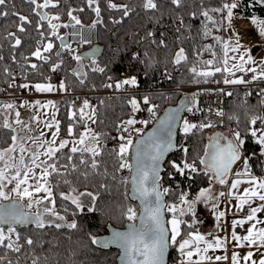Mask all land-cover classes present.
<instances>
[{
  "label": "trees",
  "instance_id": "obj_1",
  "mask_svg": "<svg viewBox=\"0 0 264 264\" xmlns=\"http://www.w3.org/2000/svg\"><path fill=\"white\" fill-rule=\"evenodd\" d=\"M14 0H9L7 8V17L0 16V87L8 86L13 68H19L24 81L33 86L36 81L55 80L52 76V66L59 59L50 55V61L45 63L42 60L33 57L31 54L39 46V42L44 41L40 35L44 28H37L39 17L34 11L33 5L26 9L9 6ZM22 2L26 0H21ZM61 5L56 14H59L63 20L70 17L68 12L77 16L81 23H93L97 16L92 8L88 6L87 0H60ZM228 0H182L179 7L171 3V0H156L157 10H145L143 0H112L118 5H128V15L125 16L122 10L111 9L108 7L109 0H99L101 9L102 23L96 24V41L95 43L102 46V52L95 62L105 69L103 73L93 72V64L84 63L83 71L85 76L73 75L74 71L69 74V83L72 89L76 90H106L109 84V78H118L124 63L133 60V52L136 51L139 58V64L144 75L141 76L143 82L153 83L154 86L164 87H191L199 84L209 83L211 77H197L191 68L195 66L198 70L204 69L205 61L214 60L215 63L210 67H222L223 60V43H218L215 37H221L223 42L226 41L229 31L228 22L224 20L220 26H214L201 15L205 9L218 8ZM242 7L238 10L243 15L258 16L264 19V2L261 0H241ZM95 7V5H93ZM83 9V11H80ZM27 16L32 23L26 24V32L20 33L17 25L20 23L18 15ZM192 13H196L195 18ZM215 19L220 20L223 14L210 13ZM180 19H183L182 26L178 25ZM170 22L175 26V34L172 37L164 38V44L152 38H147L146 31L148 27H154L157 22ZM208 24L211 35H204V26ZM177 26V27H176ZM179 29V30H178ZM9 32H15L22 40V44L13 47L14 40L8 36ZM175 36V37H174ZM174 37V38H173ZM145 39V40H144ZM166 39V40H165ZM155 41V43H153ZM157 42V43H156ZM159 42V43H158ZM207 45L213 46L212 52L206 50ZM58 42H56V47ZM180 48H184L187 60L182 61L179 65L174 63L175 54ZM28 57V59H25ZM15 58V59H13ZM126 61V62H125ZM31 64H37V69H32ZM77 61L73 58L70 63L71 70L76 67ZM80 65V64H79ZM177 66V67H176ZM175 67V68H174ZM170 77L162 78L161 74L168 70ZM180 68V73H174V69ZM7 70V71H6ZM240 71H236L235 75ZM218 75H227L226 72H217ZM205 79L207 82H205ZM83 80V82H81ZM200 82L197 83L196 81ZM256 91V89H254ZM187 93L184 90H173L169 92L150 93L149 97L156 99L157 114L169 104H175ZM257 92L252 97L249 94V88L237 87L233 90L232 100L228 104L227 116L229 120L236 121V131L241 133V138L246 141L243 146L245 154L249 155L252 150L262 149L251 136L250 121L252 116L260 112V106L257 98ZM125 95L107 96L101 95L93 104L95 111L93 131L100 134L103 154L97 157L99 167L96 170L91 169L88 165L79 164V156L74 155L70 162L66 159L70 147L62 150L60 156V165L75 163L78 165L77 170L72 171L71 167L67 170L66 177L53 174L50 177L53 187L56 206L61 216L65 217V226L56 228L54 224L46 223L45 227L39 228L36 225L19 226L16 225V232L19 233L20 239L15 242L13 249L0 245V264H20V259L32 260L34 264H119L117 257L119 250L116 248H102L92 242L93 237L104 234L108 231V224L116 227H123L129 220L127 218V209L132 207L138 215L139 204L131 199L130 191V169H120L119 159L116 155L120 143L114 139L118 123L128 115L129 107ZM56 115L59 119L60 133L70 136L67 128L70 124L74 125V133L71 136H78L85 131V124L89 126L90 120H80L79 108L70 109L69 99L59 98L56 100ZM77 112L75 120L72 118V112ZM14 109H4L0 103V150L12 145L11 137L15 134L14 128ZM23 115L22 113H20ZM193 119V117H192ZM5 120L12 124V128L3 126ZM196 124L205 123L204 118L198 116ZM151 125V124H150ZM149 125V126H150ZM148 126V127H149ZM147 127V128H148ZM257 129L264 128L261 123ZM259 128V129H260ZM212 127L203 129H194L187 135L179 129L178 144L180 149L170 154L165 162V169L161 179V187L168 188L170 191L165 195L166 205L180 204L179 196L181 193L187 194V199H195L201 190L209 185L211 178L209 172L206 173L200 164L203 158L207 136ZM187 148L188 152L184 153L183 149ZM87 159V154L85 155ZM126 159H131L129 152ZM196 161L198 171L192 173L186 170L184 174L178 173L173 167L172 162L180 163L183 161ZM253 170L264 174V164L249 159ZM51 163V161H49ZM61 171H64L61 168ZM87 175H84V173ZM70 181V184L64 183V179ZM75 188L76 192H91L95 196L86 195L82 201L83 210L81 211L71 201L63 200L60 193H71ZM72 194V193H71ZM67 209V211H65ZM168 223L172 212L167 210ZM186 223L180 225L181 234L177 237L176 243L171 242L170 236V259L178 257V242L187 236L190 231L195 230L196 223L193 222L192 214L188 213L181 217ZM75 222V229L66 225ZM189 225H192L189 227ZM170 226V225H169ZM7 226H5L6 230ZM32 239L33 244L28 245L27 239ZM8 241H5V245ZM20 246V250L15 251V247Z\"/></svg>",
  "mask_w": 264,
  "mask_h": 264
},
{
  "label": "snow or ice",
  "instance_id": "obj_2",
  "mask_svg": "<svg viewBox=\"0 0 264 264\" xmlns=\"http://www.w3.org/2000/svg\"><path fill=\"white\" fill-rule=\"evenodd\" d=\"M31 4L35 6L36 9H47L51 7H57L59 4V0H43V3H39L38 0H29ZM9 0H0V16L7 17L9 15L8 11H4V8H7ZM88 6L93 9L97 16V20L93 22L90 26L95 28L96 24L102 23L100 19L101 9L99 6V0H87ZM171 3L179 7L182 3V0H171ZM95 5V7H93ZM143 8L145 10H157L158 4L156 0H143ZM108 7L111 9L122 10L125 16L128 15V5H118L112 0H109ZM239 7L238 2H229L223 3L221 7L205 9L202 11L201 15L214 26H220L223 24L224 20L231 24L233 19V10ZM83 11V9H80ZM226 11V16H222L220 20L215 19L210 13H220L223 14ZM14 15H18V19L20 23L17 25V30L20 33L26 32V24H31L32 21L24 15H19L18 13H13ZM36 15L39 17V21L37 23V28H43V21H47L48 28L50 29V35L56 37L61 41V48L68 49L72 51L71 45L66 43V37L60 36L58 33V29L60 27L69 28L75 27L76 25H83L77 16L72 14V11L68 12V16L70 20L74 22L68 24H59L54 23V21L60 20V15H49L47 12L41 13L39 11L36 12ZM192 16L195 18L196 13H192ZM180 23L183 24V19H180ZM253 23H257L260 26V34L264 35V20L256 21L253 20ZM179 30V29H178ZM41 36H44V33H40ZM78 35L82 36V33H78ZM154 33L149 32L148 36H154ZM204 35H211V31L208 29V24L204 26ZM9 37L14 40L13 47H18L22 44L21 38L15 32H9ZM218 43H223V51L224 58L222 60V67L217 66L214 70L207 66L214 65V60L205 61L204 64L206 67L204 69L198 70L195 66L191 68V71L197 77L208 78L214 76L217 72H227L230 76H235L236 71L240 72H252L254 75L252 77L253 80L264 78V65L260 66L259 69L256 67L248 68L247 64H254L252 56L250 55V50L245 51L243 54H240V48L242 47L237 41L236 45L229 48V44L223 42L221 37H215ZM83 43H90V41L83 40ZM155 43V41H153ZM160 44H164V41L161 40ZM54 44L51 40H48L46 44L43 41L40 42V46H37L35 51L32 52V56L36 57L39 60L44 61L45 63L50 61V56H44L43 52L51 53L54 48ZM206 50L212 52L213 56H215V52L213 51L212 45H207ZM231 50L233 53H237V55L229 57L228 52ZM57 57L61 56L60 52L56 53ZM88 53H85L83 56L80 54H76L73 58L80 63V67L74 70L73 75L76 76H85L86 73L83 71L82 61L85 56H88ZM247 57V59H245ZM0 59H3L0 57ZM15 59V58H13ZM28 59V57H25ZM229 59L232 61L239 60V63H233L231 67H228ZM187 60V55L185 53L184 48H180L178 52L175 54L174 63L179 65L182 61ZM63 60H60V63H56L52 67V71L60 69ZM30 67L32 69H37V64H31ZM7 71V70H6ZM93 72L103 73L105 69L100 67L95 61H93L92 66ZM111 79V78H109ZM83 82V80H81ZM197 83L200 81L197 80ZM205 82L206 79H205ZM225 84H244L247 83L242 77L236 79H228L225 78L223 80ZM124 85H137V80L135 77L130 79H125L123 81H119L115 83V87L117 89L122 88ZM22 88H29V84L20 85ZM106 87L112 88L113 84H107ZM34 88L37 92H53L56 91V87L48 82V83H37L34 85ZM60 89L66 90V86L63 82L60 84ZM231 95V93H228ZM32 103L33 107H48L55 106V102L48 101L46 104H42L41 101L37 100L35 102L25 101V104ZM144 104L150 103V98L145 96L143 98ZM184 101L181 102L182 106L184 105ZM129 104L131 105L132 112H139L141 110V101L133 97L129 100ZM197 100L194 96L192 99V107H189L187 110L191 112L193 107H196ZM4 109H15L16 105L13 103L4 104L2 106ZM90 105L87 100L83 102V106L79 109V117L80 120L83 121L93 120L95 116V111L86 112V109H89ZM155 105H152L148 109L153 116H155ZM199 110V109H197ZM178 111V110H177ZM218 115H223L222 112H218ZM72 118L75 120L77 117V112H72ZM15 123L21 125L22 129H27L29 132H33L34 130L31 128L30 123H25V121L20 119V112L15 111ZM33 120L37 122V124L41 123L38 116H33ZM257 120H260L264 123V117H253L250 121L252 128L250 129L251 136L255 138V142L261 146L262 154H264V128L257 129L255 127ZM177 122V118L175 115H168L162 120L161 127L164 129V135H157V132L154 131L149 133L148 140H141L136 145L135 148V163H129L126 159L129 150L133 146V140L129 137L125 140V137L121 135L119 139L124 141L120 143L118 151L116 155L120 161L119 168L120 169H130L134 170V175L132 176V183L134 185V191L138 193L139 198L141 199L143 207V215H141V225L139 228L131 227L127 232H116L113 234L112 238L108 242H102L97 238L93 237L92 242L94 244L103 243L104 247L108 246V243H113L119 245L124 250L125 264H164V256L165 252L168 248V229L165 227V221L163 216V210L167 207L169 212L173 213V217L170 221L171 223V242L173 244L176 243L177 237L181 234L180 225L182 223H186L182 219L177 217V213H179L180 217L191 213L193 216L195 215V204L201 198H210L209 190L205 189L200 192V195L196 200L189 201L187 199V194L181 193L179 196L180 204H172L165 205L163 201L164 195H166L170 190L168 188H163L161 191L160 181V163L163 160L164 156L167 152L173 149L175 145L172 142V128ZM127 123L129 125H135L137 123L147 124L148 121H137V119L133 116L130 118ZM45 128L51 129L55 126V132L52 133V139H47V134L41 129L39 131H35L34 135L29 136H17L13 135L12 145L6 149L0 150V162L4 163V167L0 168V200H9L10 196L8 192L4 189L13 184L11 191L16 194L20 199L27 198L28 207L33 208L36 207L38 211L35 213H25L23 211H18L17 209L22 208L21 205L13 202L8 207L11 209L10 211H5L4 206L0 205V245H4L9 249H13L14 242L12 240L13 235H15V242L18 243L20 236L19 233L16 232V225L25 224V223H35L37 227L43 228L46 223L54 224L56 228H60L65 226L64 224L57 223L56 221H64L65 217L61 216L56 211V200L54 198L53 187L51 185L50 177L53 174L66 177L67 170L71 167L72 171L77 170L78 165L75 163L60 165L59 160L60 156L58 153L63 155L62 150L69 146L71 143L69 154L66 159L68 161H72L75 154L79 153V164L80 165H88L91 169L96 170L99 167V161L97 157H100L103 154V148L100 143V134L95 133L91 128L85 124V131L79 133L78 138L76 140L70 141L69 139L60 140L57 144V139L59 136L60 125L59 121L55 120V117L49 121H43ZM3 126L6 128H12V124L9 123L8 120H5ZM213 124L209 123H200L199 125L196 123H191L189 120H183V131L187 135L192 132L194 129H203L206 127H212ZM15 131V129H13ZM121 131L126 132L127 129L121 128ZM139 132V129H136ZM68 134L71 136L74 133V125L70 124L67 128ZM221 140H226V143H220ZM31 142V147L28 142ZM148 141H151L149 144ZM246 141L241 138V133L239 131L234 133V139L227 140L221 134H217L214 137L210 138V143L207 146V150L204 153V157L200 159V164L205 165V170L207 172H211L213 174V178L217 179L220 184H226L227 178L231 172L232 165L242 156V148L245 145ZM184 153L188 152L187 148L183 149ZM19 152V160L17 163L15 153ZM25 153H28L27 157ZM87 154V159L85 155ZM5 157L8 159L6 160ZM44 157V159H42ZM51 161V163L49 162ZM172 167L180 174H184L186 170H190L192 173L198 171L196 166V161L188 162L184 160L182 165L180 163L172 162ZM61 168L64 171H61ZM39 169V172L36 170ZM242 174H248L250 176L248 170V161L245 160L244 164V173H237V176ZM84 175H87L85 172ZM244 181L240 179H236L231 184V189H237L238 186ZM253 187L244 190L242 195L237 196L236 198L239 200V207L243 209L244 205L249 204L250 201L258 198L259 201L264 202V180H260L256 177L250 176V179L247 181ZM64 183L70 184L66 178L64 179ZM76 189L72 188L71 193H75ZM43 193L44 195H39ZM71 193H60V196L63 200L71 201L73 205H75L81 211L83 210L82 202L80 200V196L87 195L92 197L95 200V196L91 192L80 193L79 195H72ZM221 196L225 195L223 192L220 193ZM229 195H232V192H229ZM45 201L48 203L46 204ZM186 205V207H184ZM42 208V211L39 209ZM67 211V209H65ZM264 212V203H261L259 207H250V213L246 217V220L242 219L240 221L234 222V224L243 225L246 222L255 221V223L251 224L250 229L248 230L247 235L238 236L235 231L232 233V239L238 242L240 247H244L245 243L254 246V247H264V227L259 229L256 228L257 224L262 223V221L257 219V213ZM220 216H224L223 212L219 213ZM51 217H55V220H52ZM127 218L130 221H134L137 219L136 210L132 207L127 209ZM5 226H7L5 230ZM69 228L75 229L77 224L72 222L66 225ZM192 225H189L191 227ZM188 238L184 239L179 244L180 252L183 256L186 257V261H182V264H202L203 261H209L212 257L207 255V252L211 248H219L225 245L226 241L220 238H217L214 242L208 241L205 236L201 235L198 232H189L187 234ZM5 241L8 243L5 245ZM26 243L28 245L33 244L32 239H27ZM201 244L205 246L202 248ZM15 251L20 250V246L15 247ZM198 255L199 260L193 261V256ZM254 253L248 252L243 258L239 256L238 253H234L232 257L233 264H239L240 260L243 259L245 262L250 261L252 264H257L255 260H252ZM227 259V257L217 256L216 259ZM259 264H264V259L259 261Z\"/></svg>",
  "mask_w": 264,
  "mask_h": 264
},
{
  "label": "built area",
  "instance_id": "obj_3",
  "mask_svg": "<svg viewBox=\"0 0 264 264\" xmlns=\"http://www.w3.org/2000/svg\"><path fill=\"white\" fill-rule=\"evenodd\" d=\"M229 2H238L239 7L237 9L233 10V19L231 21V24H228V31L229 35L225 41V43L228 42H239L240 45L247 44L251 40L256 27L259 25L257 23H253V20L256 21H262L263 18H260L258 16H252V15H243L239 13V9L241 8V2L240 0H228L226 3ZM167 24L164 25V29L171 32V30L175 29V26L170 23L166 22ZM83 28H81V25H76L75 27H69L68 34H69V43L71 45L72 51H69L68 49L65 50L62 57L59 58L54 64L60 63V60H63V63L61 64L60 69L56 70L55 72L52 71V76L55 80L60 81L64 80L66 85V90L63 93L60 94H52L51 96L56 97H67L69 98V107L72 109L78 108L83 106V102L87 100L89 102L90 106H93V104L96 103V99L98 96L101 95H107V96H114V95H125L127 96L126 101L128 103L129 111L128 115L119 121L118 128L114 134V139L116 141H121L119 137L123 135L125 138H134L143 133L145 129L156 120V118L159 116L157 114V105L159 102H157L156 99H152L149 97L150 93H157V92H169L172 90H184L187 92H190L194 94V96L197 97V105L196 107H193V110L189 112L187 109L189 107H192V102L185 110V115L182 117V122L184 119L189 120V122L194 121V123L198 122V116H201L204 118L205 123L211 122L213 124V128H217L219 130H226L230 134H233L236 132V121L235 120H229L227 116V108L228 104L232 100V91L237 87H246L249 88V94L253 97L255 92H257V96L260 101V112L253 115V117H264V79H255L253 80V73L252 72H245L244 80L247 81V83L244 84H225L223 83V80L225 78L228 79H236L229 78L225 74L224 75H218L215 73L214 76H211L210 82L205 84H199L191 87H164V86H154L153 83H147L143 82L141 76L144 75L143 70L140 68L139 64V58L136 51L133 52V60H128L124 65L122 66L120 75L118 78H111L109 80V84H113L112 88H107L106 90H90V91H84V90H75L72 89L69 86H67L68 82V74L71 72L70 63L73 60V57L76 54H79L80 50L85 49L87 47L92 46L96 41V26L95 28L90 27L92 24H84L82 23ZM178 25L182 26L183 24L179 23ZM177 27V26H176ZM159 28L156 24L154 27H148L146 31L147 38L156 39L157 41L164 40L162 36L159 33ZM154 33V36H148V33ZM78 33H82L81 35H78ZM83 40L90 41V43H83ZM53 64V65H54ZM53 67V66H52ZM181 69L176 68L174 69V73H180ZM170 71L165 70L162 74V78L170 77ZM132 77H135L137 80V85H124L122 88L117 89L115 87V83L119 81H123L125 79H130ZM69 83V82H68ZM28 84L26 81H24L22 73L19 68H13L12 71V78L8 86H2L0 87V103L2 106L4 104L13 103L16 105L15 111H19L20 113L29 116L25 101H28L32 98L39 97L40 95L34 91V88L30 86L29 88L25 89L20 87V85ZM256 89V91L254 90ZM228 93H231V95H228ZM147 96L150 98L149 104L143 103V98ZM135 97L136 99L141 101V110L139 112H132L131 105L129 104V100ZM152 105H155V116L152 115L148 111ZM199 109V110H197ZM9 110V109H7ZM218 112H222L223 115H218ZM135 117L137 121H148V123L145 125L143 123H137L135 125H129L127 121ZM193 117V119H192ZM260 120H257V123H260ZM255 125V126H256ZM121 128L127 129L126 132L121 131ZM136 129H139V132L136 131ZM250 158L258 162H262L264 164V154H262L261 149H255L252 150L250 153ZM182 261L179 257L170 259L168 264H182ZM20 264H34L31 260H25L20 259Z\"/></svg>",
  "mask_w": 264,
  "mask_h": 264
},
{
  "label": "crops",
  "instance_id": "obj_4",
  "mask_svg": "<svg viewBox=\"0 0 264 264\" xmlns=\"http://www.w3.org/2000/svg\"><path fill=\"white\" fill-rule=\"evenodd\" d=\"M212 134L213 136H216L217 134H221L222 136L228 134L229 140L234 139V135L230 134L226 130H219L217 128H213L208 133L207 141L210 140ZM242 152L244 153L243 148H242ZM248 157L249 159H251L250 155H248ZM239 162L240 159L237 160L232 165L231 172L227 178L226 184L222 185L217 181L215 191H211V189L204 187L201 188V190L197 195L198 197L200 195V192L205 189L209 190L210 198H204V199L210 200L212 201V203L205 205L202 201L203 198L197 201V203L195 204V215L194 216L192 215L193 222L196 223V228L195 230L190 232H198L201 235L205 236V238L208 241L214 242L217 238L226 241L225 245L219 248L214 247L209 249L207 255L212 257V259L209 261H203L202 264H233L232 257L234 253H238L239 256L243 258L248 252H253L254 255L252 257V260H255L257 264H259V261L261 259H264V247H254L247 243H245L244 247H240L238 245V242L232 239L233 231H235V233L238 236H245L247 235L248 230L251 227V224L255 223V221L246 222L241 226L238 224H234V222L240 221L242 219L246 220V217L250 213V207H259L261 203H264L259 201L258 198H255L254 200L250 201L249 204L244 205L243 209L239 207V200L236 197L242 195L245 189L253 187V185H251L248 182H246V184L242 182L237 189L233 190L231 189V184L239 177L246 178V179L240 178L241 181L244 180L248 181L250 179V176L256 177L260 180H264V174L253 170V166L250 160L248 165L250 176L248 174H242L240 176H237L236 175L237 173H244V172H238V168L240 165ZM202 168L205 170V166H203ZM221 192H223L225 195L221 196L220 195ZM229 192H232V195H229ZM197 197L194 200H196ZM220 200L222 201V204L219 207L220 209H218ZM184 207H186V205ZM220 212H223L224 216L218 215ZM257 219L262 221V223L257 224L256 228L259 229L261 227H264V212L257 213ZM186 238H188V236L182 238L178 242L177 244L178 246H176L178 250V257L184 261H186V257L181 254L179 249V244ZM204 246H205L204 244H201L202 248ZM217 256L227 257V259L222 258L220 260H217L216 259ZM198 260H199V256L194 255L193 261H198ZM239 264H252V262L251 260L245 262L243 259H241Z\"/></svg>",
  "mask_w": 264,
  "mask_h": 264
},
{
  "label": "rangeland",
  "instance_id": "obj_5",
  "mask_svg": "<svg viewBox=\"0 0 264 264\" xmlns=\"http://www.w3.org/2000/svg\"><path fill=\"white\" fill-rule=\"evenodd\" d=\"M261 1H263L264 2V0H261ZM264 20V19H263ZM228 44H229V48H231L232 46H234V45H236V43L234 44V42H228ZM242 47L240 48V54H243L245 51H249L250 50V55L252 56V58H253V60L255 61V63L254 64H247L246 65V67H248V68H252V67H256L257 69H259V67L260 66H262V65H264V35H261L260 34V26L258 25L257 27H256V29H255V32H254V34H253V36H252V38H251V40L248 42V45L247 44H244V45H241ZM228 55H229V57H231V56H234V55H237V53H233L231 50H229V52H228ZM223 58H224V51H223ZM245 59H247V57H245ZM93 61H95V59H88V58H85V62L87 63V64H90V63H92L93 64ZM233 63H239V60L237 59L236 61H232L231 59H229V64H228V67H231L232 66V64ZM80 67V66H79ZM234 71H235V73H236V70L235 69H233ZM227 73V72H226ZM238 75H235V76H230V75H228V73H227V75L229 76V77H231V78H234V77H237V78H240V77H242L243 79H244V74H245V72H238L237 73ZM69 79V78H68ZM67 79V80H68ZM264 79V78H263ZM69 81V80H68ZM48 82H50V83H52L55 87H56V91H53V92H37L36 90H35V88H34V91L36 92V93H38L40 96L39 97H35V98H32V99H30V100H28V102H35V101H37V100H39V101H41L42 102V104H46L48 101H53V102H55V106H48V107H39V106H37V107H33L32 106V103H28V104H26V107H27V110H28V113H29V116H26V115H21L20 114V119L21 120H23V121H25V123H28L29 121L33 124V129H34V131H39V130H43L46 134H47V139H49V140H51L52 139V133L53 132H55V126H53V128H51V129H48V128H45V126H44V124H43V121H49V120H51L52 118H53V116L55 117V120H57L58 121V119H57V115H56V98L57 97H54V95L53 96H51L53 93L54 94H60V93H63L65 90H63V89H60V84H61V82H63L64 84H65V81L64 80H60V81H57V80H49V81H36L35 83H34V85L35 84H37V83H48ZM69 84L70 83H68L67 82V86H69ZM33 85V86H34ZM66 86V85H65ZM187 94L189 95V97H190V99H191V102H192V99H193V97H194V94H192V93H190V92H187ZM196 97V96H195ZM196 100H197V97H196ZM198 101V100H197ZM82 107V106H81ZM81 107H79V109L81 108ZM70 109H72V108H70ZM94 110V108H93V106H90V108L89 109H86V112H91V111H93ZM33 116H38L39 117V119H40V121H41V123H39V124H37V122L35 121V120H33L32 119V117ZM15 113H14V121H15ZM93 120H90V124H89V128H91L92 130H93ZM191 123H194V121H192ZM181 127H182V130H183V122L181 123ZM260 128V127H259ZM258 128V129H259ZM210 132V131H209ZM17 136H22L21 134H17V133H15ZM211 137H214L213 136V134H212V136ZM210 137V138H211ZM223 137H225L227 140H229V136H228V134H225ZM64 139H69L70 141H72V140H76L77 138H70V137H63V136H61L60 134H59V136H58V139H57V144L59 143V141L60 140H64ZM128 138H125V140H127ZM132 140H133V142H134V138H131ZM124 141H119V143H123ZM210 143V140H208L207 141V145H206V149H205V151L207 150V146H208V144ZM220 143H226V140H221L220 141ZM28 144H29V146L31 147V142L29 141L28 142ZM8 148V147H7ZM4 149V148H3ZM2 149V150H3ZM129 152H130V150H129ZM205 153V152H204ZM129 154V153H128ZM128 154H127V156H128ZM15 155V154H14ZM27 155H28V153H25V156L27 157ZM16 156V155H15ZM18 156H19V152H18ZM203 157H204V155H203ZM19 158V157H18ZM42 159H44V157H42ZM18 160V159H17ZM245 160H247L248 161V165H249V157H248V155H246V154H244L243 152H242V156H241V159H240V162H239V168H238V172H244L243 171V169H244V164H245ZM129 163H131V161L129 160ZM202 166H205V165H203L202 164ZM1 168V167H0ZM127 169V168H126ZM128 170V169H127ZM240 170V171H239ZM242 170V171H241ZM37 172H39V169H37L36 170ZM209 174H210V178H211V181H210V183H209V185L208 186H206L208 189H211V191H215V189H216V185H217V179H215V178H213V174L211 173V172H209ZM246 179V178H244V177H239V178H237V179ZM234 179H236V178H234ZM246 180H244V183L246 184ZM14 186V182H13V184H11V185H8L4 190L6 191V192H8V194H9V196H10V199H13V198H17V199H19V200H22L24 203H25V205H26V207H27V209H29V210H31V211H34L35 212V209H36V207H33V208H29L28 207V200H27V198H25V199H20L19 197H17L16 196V194L14 193V192H12L11 191V189H12V187ZM246 186V185H245ZM80 194V193H79ZM78 193L77 194H74V193H72V195H79ZM39 195H44L43 193H41V194H39ZM84 198H86V195H84V196H80V200H81V202L83 201V199ZM202 199V198H201ZM180 200V199H179ZM189 201H192V200H190V199H188ZM194 200V199H193ZM1 201H5V200H0V202ZM202 201H203V203L206 205V204H211L212 203V201H210V200H205L204 198L202 199ZM220 203H219V206H218V209H220L219 207L221 206V204H222V201L220 200L219 201ZM177 215V217L179 218V219H181V217L179 216V213H177L176 214ZM219 215V214H218ZM172 217H173V215H171L170 216V221H171V219H172ZM59 222H61V223H64L63 221H58V223ZM169 227H170V231H171V223L169 222ZM171 235H172V233H171Z\"/></svg>",
  "mask_w": 264,
  "mask_h": 264
},
{
  "label": "water",
  "instance_id": "obj_6",
  "mask_svg": "<svg viewBox=\"0 0 264 264\" xmlns=\"http://www.w3.org/2000/svg\"><path fill=\"white\" fill-rule=\"evenodd\" d=\"M71 22V21H70ZM61 36H65L66 37V43H69L68 40V34L65 33L64 35ZM60 45H61V41L59 40ZM59 45L58 48V52L63 51V49L61 48V46ZM102 52V46L100 44H94L91 47H88L86 49H83L80 52V55H84L85 53H88V56H85V58L88 59H97V57L101 54ZM84 58V59H85ZM84 59L82 61V64L84 65ZM184 101V105L182 106L181 102ZM190 105V98L187 95H183L177 103L175 104H169L166 107H164V109L160 112L159 116L157 117V119L154 121V123L152 125H150L148 128H146V130L138 135L133 143V146L131 148V163L134 164L135 163V148L136 145L139 143V141L141 140H148V135L149 133H152L154 131L157 132V135H164V129L161 127V121L165 119L166 116L168 115H175L177 118V122L174 125V127L172 128V142L175 145V147H173L172 150H170L169 152L166 153V155L164 156L163 160L160 163V185H161V179H162V175H163V171L165 169V162L167 160V158L170 156V154L174 153V151L179 150L180 149V145L178 144V136H179V129L181 126V121H182V117L183 115H185V110L186 108ZM178 110V111H177ZM148 143L150 144L151 141H148ZM0 166H2L0 164ZM134 175V170H130V176H129V182H130V191H129V195L131 197V199L135 200L138 202L139 204V212L137 215V219L134 221H130L128 220L125 225L123 227H116L112 224H108V231L104 234L98 235L96 238L102 242H108L111 240L112 236L114 233L116 232H127L130 230L131 227H135V228H139L141 225V220L140 217L141 215H143V207L144 205L141 202V199L139 198L138 193H136L134 191V185L132 183V176ZM161 191H162V187H161ZM163 201L164 204L166 205V197L164 195L163 197ZM13 202L19 204L22 206V208L17 209L18 211H23L25 213H35L34 211H31L29 209L26 208L25 203L22 200H19L17 198H13V199H9V200H5V201H1L0 205L4 206V210L5 211H10L11 209L8 207L9 205H11ZM163 216H164V221H165V227L168 229V248L167 251L165 252V256H164V264H168L170 261V236H171V231H170V227H169V223H168V218H167V211H166V207L163 210ZM36 225L35 223H25V224H19V226H30V225ZM98 246L102 247V248H116L119 250V254L117 257L118 263L119 264H125V257H124V250L117 244H113V243H108L107 247L103 246V243L101 244H97Z\"/></svg>",
  "mask_w": 264,
  "mask_h": 264
},
{
  "label": "flooded vegetation",
  "instance_id": "obj_7",
  "mask_svg": "<svg viewBox=\"0 0 264 264\" xmlns=\"http://www.w3.org/2000/svg\"><path fill=\"white\" fill-rule=\"evenodd\" d=\"M38 2L39 3H43V0H38ZM31 5H33V4H31L30 2H29V0H26V1H24V2H22L21 0H14L12 3H10V5L9 6H11V7H17V8H22V9H26L27 7H30ZM61 5V1L59 0V4H58V6L57 7H49V8H47V9H36L35 8V6L33 5V7H34V11L35 12H37V11H39V12H41V13H44V12H47L49 15H56V12H55V10H57L58 8H59V6ZM100 18H101V16H100ZM70 20V18L69 19H67V20H63L61 17H60V20L59 21H54V23H59V24H68V23H73L74 24V22L73 21H71ZM43 24H44V30H43V33H44V41H43V43L44 44H46L47 42H48V40H51L52 42H53V44L55 45L54 46V48L52 49V52L51 53H47V52H43L42 51V54L44 55V56H50V55H52V53L54 52V56H56L57 57V55H56V53L58 52V48H59V45H60V42H59V39H57L56 37H53V36H51L50 35V29L48 28V24H47V21H43ZM91 24H93V23H91ZM96 29H97V27H96ZM68 30H69V28H64V27H60L59 29H58V33H59V35L61 36V35H64L65 33H67L68 34ZM68 40H69V34H68ZM56 42H58V46L56 47ZM39 46H40V42H39ZM65 50L66 49H63V51H61L60 53H61V56L60 57H58V58H61L62 57V55H63V53L65 52ZM76 67H74V70L75 69H77L80 65H75ZM58 119V118H57ZM58 121H59V119H58ZM28 123H30L31 124V128L33 129V124L29 121ZM14 126V128H15V133H17V134H21L22 136H29V135H34L35 134V131H33V132H29V131H27V129H22V127H21V125H18V124H14L13 125ZM34 130V129H33ZM59 134L61 135V136H63V137H70V138H78V136H66V135H63V134H61L60 133V131H59ZM100 143H101V141H100ZM69 145H71L72 146V144L70 143ZM6 149V148H5ZM2 150V149H1ZM15 155H16V159H18L19 160V156H18V152L17 153H15ZM5 159L7 160L8 158L7 157H5ZM18 160H17V163H18ZM0 164L2 165V166H0L1 168H3L4 167V163L3 162H0ZM45 203L47 204L48 202L47 201H45ZM40 211H42V208L41 209H39ZM36 211H38V209L36 208L35 209V212ZM56 211L59 213V211H58V209H57V206H56ZM60 214V213H59ZM51 219L52 220H55V217H51ZM57 223H58V221H56ZM64 223H61V222H59V223H61V224H66V220H64L63 221Z\"/></svg>",
  "mask_w": 264,
  "mask_h": 264
},
{
  "label": "bare ground",
  "instance_id": "obj_8",
  "mask_svg": "<svg viewBox=\"0 0 264 264\" xmlns=\"http://www.w3.org/2000/svg\"><path fill=\"white\" fill-rule=\"evenodd\" d=\"M158 27H160L159 28V33H160V35L162 36V38L164 39V38H167V37H172L174 34H175V31L174 30H171V32H169V31H167V30H165L164 29V25L165 24H167L165 21L164 22H157V23H155ZM175 37V36H174ZM173 37V38H174ZM145 40V39H144ZM166 40V39H165ZM157 43V42H156ZM159 43V42H158ZM79 54H80V52H79ZM126 62V61H125ZM177 67V66H176ZM175 68V67H174ZM168 69V71H169V68H167ZM173 72V71H172ZM244 76H246L245 74H244ZM246 77H248V76H246ZM173 91V90H172ZM232 93H233V91H232ZM257 98H258V96H257ZM258 102H259V106L261 107V105H260V101H259V98H258ZM262 122H260V123H258L256 126L258 127L260 124H261ZM32 261V260H31Z\"/></svg>",
  "mask_w": 264,
  "mask_h": 264
}]
</instances>
